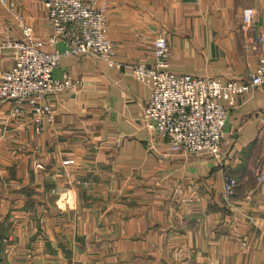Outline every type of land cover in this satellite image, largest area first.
Returning a JSON list of instances; mask_svg holds the SVG:
<instances>
[{
	"label": "crops",
	"instance_id": "1",
	"mask_svg": "<svg viewBox=\"0 0 264 264\" xmlns=\"http://www.w3.org/2000/svg\"><path fill=\"white\" fill-rule=\"evenodd\" d=\"M107 4L119 60L153 64L165 35L176 74L245 79L258 64L264 0ZM23 23L46 41L45 0H0V80ZM64 70L78 85L49 95L41 130L29 104L14 115L0 99V264H264V86L231 109L222 154H186L145 127L151 89L131 71L79 55Z\"/></svg>",
	"mask_w": 264,
	"mask_h": 264
},
{
	"label": "built area",
	"instance_id": "2",
	"mask_svg": "<svg viewBox=\"0 0 264 264\" xmlns=\"http://www.w3.org/2000/svg\"><path fill=\"white\" fill-rule=\"evenodd\" d=\"M52 32L46 39H36L32 27L23 23L24 37L14 41L18 54L14 64L3 71L0 99L11 101L12 113L24 112L25 103L36 114L38 129L45 120L54 121L49 95L78 85V80L64 70L55 74L64 56L97 57L118 68L131 71L150 86L143 119L150 133L168 139L170 147L186 154H222L225 127L238 99L256 87L264 86V28L257 34L261 44L256 68L245 79H222L197 73L176 74L170 69V44L165 35L155 39V62L132 63L119 60L116 43L108 34L107 0H45ZM255 10L247 7L243 19L255 29ZM66 44L60 49L59 44ZM45 43L55 48L46 49ZM46 118V119H45ZM154 137L151 136L153 142ZM237 181L227 176L225 194L232 197Z\"/></svg>",
	"mask_w": 264,
	"mask_h": 264
},
{
	"label": "rangeland",
	"instance_id": "3",
	"mask_svg": "<svg viewBox=\"0 0 264 264\" xmlns=\"http://www.w3.org/2000/svg\"><path fill=\"white\" fill-rule=\"evenodd\" d=\"M87 1H88V2L90 1V2H91L92 0H87ZM259 44H260V43H259ZM260 49H261V44H260Z\"/></svg>",
	"mask_w": 264,
	"mask_h": 264
}]
</instances>
